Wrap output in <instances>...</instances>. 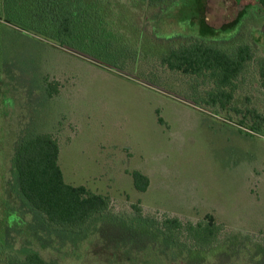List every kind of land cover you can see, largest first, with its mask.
I'll return each mask as SVG.
<instances>
[{"label":"rangeland","instance_id":"rangeland-1","mask_svg":"<svg viewBox=\"0 0 264 264\" xmlns=\"http://www.w3.org/2000/svg\"><path fill=\"white\" fill-rule=\"evenodd\" d=\"M76 2L0 0V215L18 217L13 246L50 264H264L259 1ZM200 5L213 28L244 14L217 38H202L191 22ZM189 36L229 54L246 43L258 62L243 64L235 90L210 83L208 71L202 84L164 65ZM41 131L57 134L64 181L109 199L79 233L38 227L17 191L13 156ZM134 170L146 189L135 188ZM207 215L220 230L207 248L162 233L166 217L196 223Z\"/></svg>","mask_w":264,"mask_h":264},{"label":"trees","instance_id":"trees-1","mask_svg":"<svg viewBox=\"0 0 264 264\" xmlns=\"http://www.w3.org/2000/svg\"><path fill=\"white\" fill-rule=\"evenodd\" d=\"M77 0L76 3H78ZM134 3L156 6L168 0H131ZM264 6V0H261ZM203 5L191 15V22L198 21L199 31L204 36L220 34L227 29L236 27L243 17L244 11L231 22L220 28H213L205 22ZM237 52L229 54L216 43L209 44L202 41L182 46L183 51H171L168 63L184 69L187 66L195 72H214L215 83L220 86L233 84L238 79L240 64L258 62L252 54L251 47L246 44H234ZM185 48V49H184ZM193 48H198L194 51ZM213 48V49H212ZM248 49V52L246 50ZM259 59V61L264 62ZM197 65V66H195ZM231 75H230V74ZM231 76L233 77L230 81ZM206 77V74H205ZM264 86V71L259 76ZM236 85V83H235ZM59 144L57 138L47 132L38 133L23 140L15 151L12 169L16 187L31 207L38 210L49 224L65 229H79L84 226L94 214L106 210L109 206L107 196L89 191L83 185L68 184L63 179V173L58 163ZM133 182L138 190H144L148 185L147 177L139 171L131 173ZM5 184V182H3ZM3 185V184H2ZM1 200V196H0ZM0 215V264H49L37 251L27 247L16 249L13 246L11 228L5 216ZM206 222H183L180 218L166 217L161 223L164 234L169 238L178 237L184 233L189 240L190 248L197 246L207 248L219 235V227L212 222L211 215H207ZM195 250V249H194Z\"/></svg>","mask_w":264,"mask_h":264},{"label":"flooded vegetation","instance_id":"flooded-vegetation-1","mask_svg":"<svg viewBox=\"0 0 264 264\" xmlns=\"http://www.w3.org/2000/svg\"><path fill=\"white\" fill-rule=\"evenodd\" d=\"M259 1V3H260V5H261V8L264 10V6H263V3L261 2V0H258ZM157 16V15H156ZM199 36H201L202 38H204L205 36L203 35V33L202 32H200L199 31ZM216 35H218V34H211V36H215L216 37ZM197 37H194V36H189L186 40H185V38L183 39V40H181L180 41V43L179 44H182L183 45V42L184 43H186L187 45L188 44H195V43H198V42H200V40H198V39H196ZM214 38V37H213ZM217 38V37H216ZM211 41H208L207 43H209V44H211L210 43ZM213 49V48H212ZM175 50H177V51H180V50H182L183 51V48L182 47H180V46H175V47H173V50L172 51H175ZM193 50L194 51H197L198 50V48H193ZM245 64V63H244ZM164 65H166V66H168V67H170V65H172L173 66V64H170V63H168V62H164ZM195 66H197V65H195ZM173 67H175V66H173ZM242 67H243V64H240V71H239V73L237 74V76H241V73L244 71L243 69H242ZM178 71H181V72H183L184 73V71L186 72V74H189V75H192L195 79H201L202 81L200 82V83H202V84H206L207 82V78L205 77V74H206V70H205V68H203V71L202 72H195V71H193V70H190V67L189 66H187V69L185 70L184 69V66H183V64L181 65V67H175ZM208 72H209V82L211 83V81H212V78L214 79V72H210V70H208ZM230 74V73H229ZM231 75V74H230ZM232 76H231V78H230V81L232 80ZM215 80V79H214ZM237 81H239V84L240 83H242L241 81H240V79H233V84H231V83H229L228 85H226L228 88H229V90H231V88L233 89V90H235L236 88H237V85H235V83H237ZM232 90V91H233ZM57 92V91H56ZM52 94H54V93H52V92H49V95L51 96ZM232 96H235V95H232V94H230L228 97H231L232 98ZM227 106V104H225V107ZM43 132H47V131H41V132H39V133H43ZM47 133H51V134H53L56 138H57V140H58V137H57V134L56 133H52V132H47ZM36 134H38V133H36ZM35 135V134H34ZM21 144V142L19 143V145ZM59 144V143H58ZM12 171H13V169H12ZM134 171H137V170H134ZM133 172V171H132ZM132 172H130V173H132ZM132 176V175H131ZM136 188V187H135ZM147 188V187H146ZM145 188V189H146ZM17 191H18V193H19V195L21 196V198L23 199V201L25 202V203H27L24 199V197L22 196V194L20 193V191H19V189L17 188ZM22 201V202H23ZM23 202V203H24ZM29 206H30V208L31 209H33L32 207H31V205L29 204V202L27 203ZM36 213H38V215L36 214V213H32V220L33 221H36L37 222V224L39 225L38 227H41V228H45L44 227V224L45 225H49V226H51L53 229H51V231L52 232H57V230H66L67 232H80L81 231V229H82V227L80 228L79 227V229H71V228H69V229H65V228H60V227H56V226H54V225H51V224H49L48 223V221H47V219L38 211V210H35V209H33ZM103 212V211H102ZM102 212H100V213H102ZM11 214H13L14 216H15V218H14V220H12V221H9V217L11 216ZM9 213V214H6V219H7V221H8V226L11 228V226H12V223L14 222V221H17L16 219H18V217H16V215L14 214V213ZM39 214H40V216H39ZM96 214H99V213H96ZM96 214H94L91 218H93ZM91 218H89V220L91 219ZM88 220V221H89ZM87 221V222H88ZM19 222H17V225H19L18 224ZM35 231H36V229H34ZM162 233H165L164 232V228L162 227ZM11 232H12V230H11ZM57 234V233H56ZM57 236H58V234H57ZM165 237H166V234H165ZM41 240H44L42 237H39ZM80 238H81V235H80ZM44 241H46V239L44 240ZM23 247H25V246H23ZM22 248V247H21ZM28 248V247H27ZM30 249H32V248H30ZM32 250H34V251H36L35 249H32ZM38 252V251H37ZM47 261V260H46ZM48 262V261H47ZM49 263V262H48ZM50 264V263H49Z\"/></svg>","mask_w":264,"mask_h":264}]
</instances>
